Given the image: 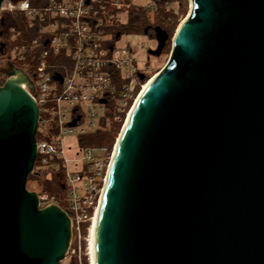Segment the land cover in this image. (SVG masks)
I'll return each instance as SVG.
<instances>
[{
  "label": "water",
  "instance_id": "obj_1",
  "mask_svg": "<svg viewBox=\"0 0 264 264\" xmlns=\"http://www.w3.org/2000/svg\"><path fill=\"white\" fill-rule=\"evenodd\" d=\"M154 34L147 54L159 57L168 35ZM169 42L168 63L116 141L93 263L264 264V0H192ZM5 74L0 264H60L68 214L39 208L26 189L38 109L20 86L26 77L12 66Z\"/></svg>",
  "mask_w": 264,
  "mask_h": 264
},
{
  "label": "built area",
  "instance_id": "obj_2",
  "mask_svg": "<svg viewBox=\"0 0 264 264\" xmlns=\"http://www.w3.org/2000/svg\"><path fill=\"white\" fill-rule=\"evenodd\" d=\"M131 1L43 0L36 6L30 0H4L1 5L0 15L12 16L16 26L5 35L14 45L4 60L0 87L11 79L5 74L11 66L26 77L27 84L20 86L38 109L39 167L56 173L66 191L65 200L56 193L37 195L39 208L55 205L68 214L71 239L64 259L68 264H81L84 242L89 257L90 231L118 137L109 154L101 146L81 148L78 139L110 125L122 129L145 85L139 74L144 79L146 75L139 72L133 49L116 47L108 32L123 24L126 9L134 7ZM25 60L33 70L16 66ZM73 121L75 126L69 127ZM74 133L77 158L68 160L63 138Z\"/></svg>",
  "mask_w": 264,
  "mask_h": 264
},
{
  "label": "trees",
  "instance_id": "obj_3",
  "mask_svg": "<svg viewBox=\"0 0 264 264\" xmlns=\"http://www.w3.org/2000/svg\"><path fill=\"white\" fill-rule=\"evenodd\" d=\"M31 1L32 5L35 3ZM149 5L146 7H129L126 9L125 22L112 27L108 32L112 35L113 41L120 38L123 33H135L143 34L151 39L155 38L154 30L160 29L168 35L169 43L171 34L178 23V14L173 9L176 6L180 12V15L184 14L185 0H146ZM43 3V0L42 2ZM183 10V11H182ZM0 24V59H6L8 53L6 44L3 40L7 33V30L11 27H15L16 23L12 16L8 14H2ZM147 30L145 34L144 31ZM118 36V38H117ZM166 47V46H165ZM164 50V49H163ZM163 52V51H162ZM162 54V53H161ZM147 76L144 79L146 83ZM121 130L120 125H110L108 129L100 128L92 133H88L78 139L79 147L86 146H101L107 149L108 154L111 152L115 141ZM37 140V135H36ZM39 166V159L36 158L34 164V172L28 177V181H37L38 177L44 176L46 181L42 183V189L40 193H61L62 187L59 183V176L50 169H36ZM39 195V194H38ZM65 208V205L60 206ZM84 236L87 235L86 230L83 231ZM83 251L86 252V244H83Z\"/></svg>",
  "mask_w": 264,
  "mask_h": 264
},
{
  "label": "rangeland",
  "instance_id": "obj_4",
  "mask_svg": "<svg viewBox=\"0 0 264 264\" xmlns=\"http://www.w3.org/2000/svg\"><path fill=\"white\" fill-rule=\"evenodd\" d=\"M35 5L37 6L38 3L42 2V0H32ZM133 3L132 6L134 7H146L149 5V2L146 0H135L131 1ZM173 9L176 13L178 14V23L175 29L173 30L171 34V39L173 38L174 33L176 32L177 28L179 25L185 21L187 18L190 17L192 13V0H185V8H184V14L180 15L179 10L177 9L176 6H173ZM183 11V10H182ZM3 14V13H2ZM0 15V18L2 16ZM16 17V15L14 16ZM125 17L122 16V22H125ZM170 39V41H171ZM5 44H6V49L7 53H10L13 47V43L7 40L6 38H3ZM114 45L119 48L123 47H131L136 54L137 58V68L139 72L145 74L149 80L152 76L157 75L168 63L170 59V55L172 52V44L169 42L166 47L164 48L162 54L157 57V58H149L148 57V51L153 50L156 47L154 39L149 38L148 36H144L143 34H135V33H123L118 40H115ZM5 59H0V72L4 70L5 68ZM16 66L22 69L29 68L30 70H33V65L25 60L21 63H16ZM1 76V75H0ZM120 134V132H119ZM37 141H41L40 135L37 133ZM64 142V147H65V158L70 160V159H75L76 157V152H77V136L76 134H72L70 136H64L63 138ZM36 169H40L39 166L36 167ZM70 169L74 170V166L70 165ZM59 170V167L57 171ZM32 175V174H31ZM46 179L44 176L38 177L37 181H27L26 184V189L29 192H34L37 195L41 194L40 191L43 188L41 185L43 182H45ZM61 199L65 200L66 198V191H62L61 193H56ZM62 206V204H59ZM80 260L81 264H90L89 257L87 256L86 253H84L83 249L80 255ZM68 260H64V264H68ZM72 263V262H71Z\"/></svg>",
  "mask_w": 264,
  "mask_h": 264
},
{
  "label": "bare ground",
  "instance_id": "obj_5",
  "mask_svg": "<svg viewBox=\"0 0 264 264\" xmlns=\"http://www.w3.org/2000/svg\"><path fill=\"white\" fill-rule=\"evenodd\" d=\"M156 77V75L152 76L144 85L143 87V91L141 93V95L144 93V91L147 89V87L149 86V84L153 81V79ZM140 95V97H141ZM138 102V101H137ZM136 102V103H137ZM136 105V104H135ZM131 114V113H130ZM130 115L128 116V119H129ZM127 119V120H128ZM96 221H97V214L96 216L94 217V220H93V226H92V229L90 231V238H89V257H90V264H94L93 263V255H94V241H95V227H96Z\"/></svg>",
  "mask_w": 264,
  "mask_h": 264
},
{
  "label": "flooded vegetation",
  "instance_id": "obj_6",
  "mask_svg": "<svg viewBox=\"0 0 264 264\" xmlns=\"http://www.w3.org/2000/svg\"><path fill=\"white\" fill-rule=\"evenodd\" d=\"M154 41H155V44H156V47H157V43H156L155 38H154ZM156 47H155L153 50H151V51H154V50L156 49ZM148 57H149V58H154V59L157 58V57H153V56H151V55H148Z\"/></svg>",
  "mask_w": 264,
  "mask_h": 264
}]
</instances>
